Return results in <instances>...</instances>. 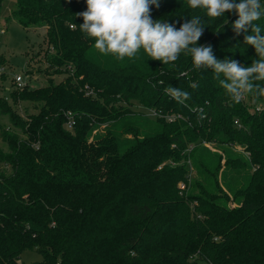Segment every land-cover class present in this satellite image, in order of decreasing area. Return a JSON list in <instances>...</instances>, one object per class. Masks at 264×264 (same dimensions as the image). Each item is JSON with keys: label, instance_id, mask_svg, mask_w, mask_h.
Returning <instances> with one entry per match:
<instances>
[{"label": "trees", "instance_id": "trees-1", "mask_svg": "<svg viewBox=\"0 0 264 264\" xmlns=\"http://www.w3.org/2000/svg\"><path fill=\"white\" fill-rule=\"evenodd\" d=\"M16 6L23 28L46 30L49 79L11 91L14 107L0 97L13 129L0 124V264H23L26 251L39 264H264V97L234 103L190 55L163 65L143 49L100 53L80 30L86 0ZM197 15L198 46L244 66L258 59L235 13L209 18L188 0L151 9L177 29ZM20 102L36 113L20 115Z\"/></svg>", "mask_w": 264, "mask_h": 264}, {"label": "clouds", "instance_id": "clouds-1", "mask_svg": "<svg viewBox=\"0 0 264 264\" xmlns=\"http://www.w3.org/2000/svg\"><path fill=\"white\" fill-rule=\"evenodd\" d=\"M160 2L86 0L87 10L78 14L83 19L80 30L95 39L94 47L100 53L114 54L121 60L135 57L140 49L163 65L174 64L181 54L190 55L194 69H211L214 79L234 103H240L249 94L264 97V86L257 83L264 82V29L256 23L264 17L261 0H188L191 9L203 11L209 18L236 14L238 18L232 24L235 34L245 33L244 44L253 47L258 57L250 66L236 60H218L211 45L198 46L205 29L199 15L178 29L173 24L153 20L151 9L159 8ZM249 30L251 34H247ZM165 91L179 103L190 99V94L178 87L169 86Z\"/></svg>", "mask_w": 264, "mask_h": 264}, {"label": "rangeland", "instance_id": "rangeland-1", "mask_svg": "<svg viewBox=\"0 0 264 264\" xmlns=\"http://www.w3.org/2000/svg\"><path fill=\"white\" fill-rule=\"evenodd\" d=\"M16 3L17 0H4L0 17V97L8 98L9 104L13 107L10 93L15 89L21 90L16 84L17 76H21L24 83L28 84L31 89L45 86L49 79L45 75V71L48 69L46 56L49 50L46 30L43 28H23L13 16L17 7ZM2 58L5 65L1 63ZM3 73L5 78H2ZM53 78L56 83H59L65 77L62 75ZM15 109L23 117H26V111L31 114L36 113L35 106L28 103L20 102ZM136 111L143 112L150 117L154 115L141 107H138ZM0 124L13 130L8 116H0ZM209 148L216 151L213 145H209ZM0 149L4 152L8 151V147L1 137ZM10 172L9 169L8 173ZM231 207H235V205ZM41 261L42 256L36 252L26 251L21 256V263L23 264H39Z\"/></svg>", "mask_w": 264, "mask_h": 264}, {"label": "built area", "instance_id": "built-area-1", "mask_svg": "<svg viewBox=\"0 0 264 264\" xmlns=\"http://www.w3.org/2000/svg\"><path fill=\"white\" fill-rule=\"evenodd\" d=\"M16 84H17V87L21 89H23L26 86V83H24V80L21 76L16 77ZM236 124H239V122L237 121Z\"/></svg>", "mask_w": 264, "mask_h": 264}]
</instances>
